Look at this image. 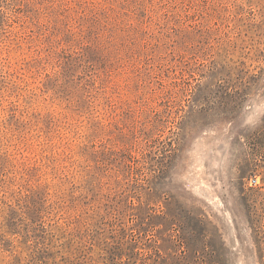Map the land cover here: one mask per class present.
I'll return each instance as SVG.
<instances>
[{
    "label": "rangeland",
    "instance_id": "rangeland-1",
    "mask_svg": "<svg viewBox=\"0 0 264 264\" xmlns=\"http://www.w3.org/2000/svg\"><path fill=\"white\" fill-rule=\"evenodd\" d=\"M0 264H264V0H0Z\"/></svg>",
    "mask_w": 264,
    "mask_h": 264
},
{
    "label": "built area",
    "instance_id": "built-area-1",
    "mask_svg": "<svg viewBox=\"0 0 264 264\" xmlns=\"http://www.w3.org/2000/svg\"><path fill=\"white\" fill-rule=\"evenodd\" d=\"M259 182V179L257 177H252L251 178V183L252 184H257Z\"/></svg>",
    "mask_w": 264,
    "mask_h": 264
}]
</instances>
